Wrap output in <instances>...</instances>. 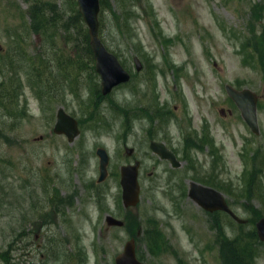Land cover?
<instances>
[{"label": "rangeland", "instance_id": "1", "mask_svg": "<svg viewBox=\"0 0 264 264\" xmlns=\"http://www.w3.org/2000/svg\"><path fill=\"white\" fill-rule=\"evenodd\" d=\"M47 1L63 5L65 20L76 26L73 0ZM263 3L104 0L102 38L132 80L101 97L84 29L51 26L36 33L30 2L0 0V163L10 162V168L0 165V185L11 202L0 236L3 246L18 242L19 264H115L132 238L143 264H222L210 216L181 193L192 180L219 186L236 214L248 219L241 195L250 178L262 193L254 203L264 212L260 40L242 51L249 38L264 35ZM228 84L257 95L258 134L228 96ZM61 107L80 124L72 143L53 132ZM152 140L165 143L183 166L173 171L151 151ZM99 148L110 156L103 183ZM136 160L141 202L122 213L120 169ZM108 214L127 227L108 226ZM221 222L230 237L253 228L241 230L225 215ZM254 264H264L262 244Z\"/></svg>", "mask_w": 264, "mask_h": 264}, {"label": "water", "instance_id": "2", "mask_svg": "<svg viewBox=\"0 0 264 264\" xmlns=\"http://www.w3.org/2000/svg\"><path fill=\"white\" fill-rule=\"evenodd\" d=\"M80 12L90 27L91 45L96 59L97 72L102 77L103 94H109L112 89L122 83L128 82L130 76L119 64L118 60L106 50L98 36V13L100 9L99 0H78ZM139 64V62L137 61ZM229 95L236 102L242 111V114L251 126L258 132V123L256 115V96L250 90L237 91L232 87L227 88ZM57 134H66L69 141L72 142L79 134L78 123L71 116L67 115L63 109L58 112V121L55 126ZM154 152L161 155L163 159H168L174 167L181 164L177 161L175 155L166 149L164 144L152 143ZM131 153V150H128ZM100 156V178L99 182L105 180L109 164L108 154L104 149H99ZM139 163L122 168V186L124 189L123 199L126 206H136L140 201V185L138 181ZM190 196L201 206L209 211L224 210L232 214L224 197L214 189L191 183ZM236 218V217H235ZM110 225L122 226L123 222L113 217L107 218ZM259 234L264 240V219L258 224ZM117 264H141L136 257L135 242L130 241L126 244L123 254L116 259Z\"/></svg>", "mask_w": 264, "mask_h": 264}, {"label": "trees", "instance_id": "3", "mask_svg": "<svg viewBox=\"0 0 264 264\" xmlns=\"http://www.w3.org/2000/svg\"><path fill=\"white\" fill-rule=\"evenodd\" d=\"M30 16H31V27L35 32L47 34L49 27L51 26H62L66 30L70 28L71 22L63 20V18L57 20L58 9H60L57 1L47 0H29ZM72 10L75 17L76 27L78 23H81L84 28L82 17L77 8L76 1H73ZM88 40V35L84 33ZM90 55L92 56L91 50ZM257 195V189H253L250 185L246 189V197L250 201ZM253 213L260 214L256 209H253ZM222 252L225 260V264H244L243 260L250 261L252 259V241L244 236H236L233 240L224 239L222 241Z\"/></svg>", "mask_w": 264, "mask_h": 264}, {"label": "flooded vegetation", "instance_id": "4", "mask_svg": "<svg viewBox=\"0 0 264 264\" xmlns=\"http://www.w3.org/2000/svg\"><path fill=\"white\" fill-rule=\"evenodd\" d=\"M7 247L8 249L4 251L2 239L0 238V264H18L17 248L14 245Z\"/></svg>", "mask_w": 264, "mask_h": 264}, {"label": "bare ground", "instance_id": "5", "mask_svg": "<svg viewBox=\"0 0 264 264\" xmlns=\"http://www.w3.org/2000/svg\"><path fill=\"white\" fill-rule=\"evenodd\" d=\"M176 1L180 2L181 0H172L173 3L176 2Z\"/></svg>", "mask_w": 264, "mask_h": 264}]
</instances>
